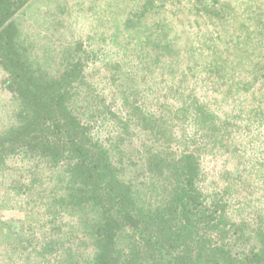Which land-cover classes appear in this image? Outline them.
Returning <instances> with one entry per match:
<instances>
[{"label": "trees", "instance_id": "16d2710c", "mask_svg": "<svg viewBox=\"0 0 264 264\" xmlns=\"http://www.w3.org/2000/svg\"><path fill=\"white\" fill-rule=\"evenodd\" d=\"M28 1L0 0L15 106L0 131V205L23 214L17 228L0 222V264H264V217L235 220L199 185L202 154H236L233 136L254 144L264 126V0L76 2L91 17L101 3L103 48L93 25L55 73L29 52ZM176 18L198 26L182 48ZM100 54L112 78L91 83L84 68L99 71Z\"/></svg>", "mask_w": 264, "mask_h": 264}, {"label": "rangeland", "instance_id": "374dc122", "mask_svg": "<svg viewBox=\"0 0 264 264\" xmlns=\"http://www.w3.org/2000/svg\"><path fill=\"white\" fill-rule=\"evenodd\" d=\"M60 1L61 0H30L23 7L25 9L24 12L22 13L19 11L18 13L20 20H22V31L28 40L30 54L35 56V60L38 61V65H40L41 68L50 69L48 71L52 73L61 70L59 65L61 62L65 61L64 59L66 57L68 58L71 56L69 55V52L73 49L72 45H75L78 42L84 43L85 34L91 30L93 25H95L94 29H97L98 31L95 30L98 43L95 44V47L99 46V48H103V44L100 39H98L100 38V33L103 29L101 23L103 22V18L102 21L99 19L101 3L100 6H97L100 10L97 11L99 12L98 15L91 17L92 13H81V10H78L76 2H82L83 8H88L92 5L99 4L98 2H94L95 0H64V2L67 3V10L69 9V17L66 18L67 15H61L57 8V4ZM106 1L107 2L104 3V6L107 5L106 8L108 9V5L118 4L121 0ZM236 1L244 2L246 0H230L232 4L237 3ZM169 7L170 6H166V11H168ZM240 10L241 9H239V11ZM123 15L124 12L121 16ZM96 17L99 20H95ZM67 20L74 21L69 26ZM176 21L177 18L175 19L177 25L175 30L177 33L183 32V37L174 40L172 45H174L175 48H182L185 42L196 38L195 31L198 26L194 24L193 28L190 30L186 26L182 27ZM201 21L202 20H199L200 23ZM201 25V29H198L200 32L205 29V25ZM56 26L60 28L56 29ZM209 26L211 30L216 29L212 25ZM66 27L68 28L66 29ZM181 28L183 29L181 30ZM185 31L186 33H184ZM196 43H199V39ZM99 56L100 60H97L96 63L99 71H92V63H89L88 68H84L85 74L91 71V74H86L89 76L88 80L91 83L99 81L106 83L105 80L110 81V78H112V71L110 70L109 72L105 70L101 65V62L106 60L101 58L102 54ZM4 78L5 74L1 71L0 65V131L2 126L12 122L11 116L15 110L14 104L10 97H8L9 93L3 86L4 84L2 81ZM103 90V86H97L98 92H102ZM198 95L200 96L202 94ZM174 124L173 128H175ZM257 136L256 142L252 144L247 142V138L244 139L242 135L237 133L233 136L236 145L235 148H237L236 154L229 151L224 152L225 149H219L220 151L216 153L211 152L202 154L200 158L203 169L200 177L201 180L199 181L200 187L207 189L210 194L221 196L220 198L223 200H229L231 204L227 206L228 212L235 220L246 216H252L254 214H259V216L264 217V189L261 188L260 183V180H262L261 176L264 177V126L261 129V133ZM259 142H261L260 145L258 144ZM133 144H138V140L134 139ZM131 157H133L132 154H130V158ZM134 157H136V154ZM139 179L141 180L142 177H139ZM147 180H149V177L145 179V181ZM20 182L26 183L27 178L21 175ZM3 186L4 185L1 184L0 180V201ZM220 188H222V190L226 189L224 191L226 194L220 192ZM240 213L243 214L242 217L238 216ZM22 215L23 214L20 212L5 209L0 205V222L16 218L13 221V227L17 228L16 220H19Z\"/></svg>", "mask_w": 264, "mask_h": 264}]
</instances>
